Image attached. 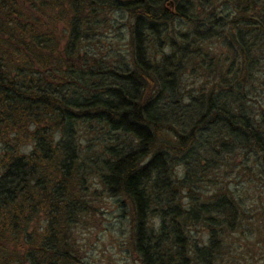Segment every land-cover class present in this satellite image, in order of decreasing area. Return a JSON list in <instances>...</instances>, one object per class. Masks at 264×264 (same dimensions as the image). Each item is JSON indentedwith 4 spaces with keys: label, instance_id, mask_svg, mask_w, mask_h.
<instances>
[{
    "label": "trees",
    "instance_id": "16d2710c",
    "mask_svg": "<svg viewBox=\"0 0 264 264\" xmlns=\"http://www.w3.org/2000/svg\"><path fill=\"white\" fill-rule=\"evenodd\" d=\"M262 198L264 0H0V264L108 199L138 264H264Z\"/></svg>",
    "mask_w": 264,
    "mask_h": 264
},
{
    "label": "rangeland",
    "instance_id": "374dc122",
    "mask_svg": "<svg viewBox=\"0 0 264 264\" xmlns=\"http://www.w3.org/2000/svg\"><path fill=\"white\" fill-rule=\"evenodd\" d=\"M222 171L223 169L217 174ZM229 172L228 170L222 173V176ZM250 190L258 200L257 188L251 187ZM108 201L107 208H101V211L95 214L94 226L76 232V241L80 245L76 255L84 259L86 264H138L131 248L125 245L129 234L125 214L116 208L115 200ZM261 204H264V198L258 202V206Z\"/></svg>",
    "mask_w": 264,
    "mask_h": 264
}]
</instances>
